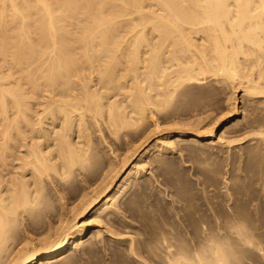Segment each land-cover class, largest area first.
Returning <instances> with one entry per match:
<instances>
[{
    "label": "bare ground",
    "instance_id": "1",
    "mask_svg": "<svg viewBox=\"0 0 264 264\" xmlns=\"http://www.w3.org/2000/svg\"><path fill=\"white\" fill-rule=\"evenodd\" d=\"M221 87L231 90L227 115L211 116L203 125L200 113L197 124L192 119L185 129L176 121L174 135L167 132L173 130L168 126L163 130L166 136H160L161 131L156 138L152 130L147 133L150 119L155 120L152 126H162L156 114L165 113L191 89L215 93ZM238 91L242 101L251 102L254 117L251 132L232 138L246 116L228 121L239 113ZM219 126L223 130L215 141ZM92 127L114 139L133 135L141 141L131 142L134 147L128 144L134 150L118 164L110 155L104 184L99 189L93 186L97 191L78 204L73 217L67 215L61 203L65 196L53 183L52 196L60 204L48 217L50 222L47 219V234L38 241L24 235L26 230L22 235L26 218L32 229L44 211L56 206L48 199L53 186L47 188L46 181L65 182L80 172L87 177L89 171L83 172L95 164ZM150 134H156L153 140ZM209 139L225 146L250 139L264 152V0H0V168L13 167L9 180L3 169L0 175V264H53L67 258L72 249L89 241L90 231L82 220L102 223L106 221L102 218H113L126 186L146 168L145 158L183 141L203 144ZM87 183L83 185L91 184ZM163 228L145 249L149 262L139 259V236L129 237L127 249L133 258L141 264H184L188 256L198 255L207 236L219 232L202 225L197 228L199 237L194 231L198 239L190 242L192 237L184 236L186 240ZM100 231L97 228L90 236Z\"/></svg>",
    "mask_w": 264,
    "mask_h": 264
},
{
    "label": "rangeland",
    "instance_id": "2",
    "mask_svg": "<svg viewBox=\"0 0 264 264\" xmlns=\"http://www.w3.org/2000/svg\"><path fill=\"white\" fill-rule=\"evenodd\" d=\"M207 90L209 91L210 89L204 88L202 90L200 88L198 89L193 88L191 89V92H189V94H185L184 97L181 96L180 98H178L177 99L178 101L176 100L175 101L176 103L174 102L171 108L165 111V113L163 112L160 114H156L158 120H161L159 121V123L162 126H157L156 124L152 126V122L155 123V120L154 118H152L153 120L150 119L151 122L148 123V127H150V129L148 128L149 130L147 133H151L152 130V133H156V134L161 131L160 132L161 134L158 133L160 136L161 135L166 136L165 133L167 132H171L170 135H174L178 130V127H176L177 125L180 127L181 124V127H184L183 129H185L187 127L185 124H189V122L192 119L193 122H195V120H197V117H200L201 114H203L201 115V120L203 119L202 120L203 125L208 121V119L211 118V116L218 117V116H222L224 113H225L224 115H227L229 110L228 109L229 105L227 103L231 101L228 100L231 90L225 87L223 88L221 87V89L218 88V91H216L215 93L214 91L213 93L207 92ZM203 91L204 93L205 92L207 93L204 94L202 93ZM241 95L242 92L238 91L237 96L239 100L236 102L237 104L236 106L238 107L237 109H239L238 111L239 113H237L236 116L229 118L228 121H234L238 118H243L244 114L246 115L245 116L246 121L244 120V122H241L240 125L241 130L236 133H232L233 135V136L231 135L232 138L243 137V135H246V132L249 133V131L251 132L250 129H252L250 125L252 124L251 119L254 117V114L253 115L251 114L252 112H254L252 109L253 106H250L252 104L248 100L242 101V99H240ZM207 104L210 106H208ZM245 108L247 110H245ZM202 109L206 110L205 111L206 113L200 112ZM211 109L212 111H214V113L211 111ZM176 121L178 122L177 125H176L177 123ZM180 121L181 123L179 124ZM172 122L174 123L176 122V123L175 126L173 123L171 127L170 124H172ZM195 123L197 124V122ZM156 126L157 128H155ZM167 126L172 128L173 130L171 131L170 129L169 131H167V129L169 128L167 129L165 128L167 132H164L165 131L164 127ZM198 126L200 127V123L196 125L197 128ZM160 127L162 128V130H159L161 129ZM242 128L244 131L242 130ZM92 129L91 130L93 131V135L91 136L92 138L91 147L92 149L94 148V150H96L95 151L96 153L94 154L92 159H93V163L95 164L89 167L88 168L89 170L87 169V171L83 172L86 174L89 171L88 172L89 176L88 174H86L87 177H85V179L86 178L87 179L85 180L84 179L85 175L83 174L81 176V172H80L77 173L76 176L72 177L71 179L69 178L65 180V182L64 180L59 181L56 178H55L56 180L53 178V181L50 179L52 181V184H48L49 182L51 183V181L49 182L46 181L47 188L50 185L53 186L54 184L56 188L59 186L57 189L61 190L63 192L62 194H64L63 196H65L64 198L65 200L64 199L61 200L63 201L61 203L64 205V209H66L65 211L67 212V215L70 217L71 216L73 217L74 211L76 213V209L77 210L79 209L80 206H78V204L80 205L84 204L85 201L88 199V196L91 194V192L94 194L95 188L99 189L101 185L104 184L102 179L105 173L109 170L108 163H109L110 155L113 153L111 157H113V159L118 164V162L120 163L121 162L120 160H123L124 157H126L127 155L130 156L132 150H134V148L132 149L128 148L130 147L129 145H133V147L136 145V144H132L131 142L134 143V141H136L138 145L141 141L139 138V142H138V136H133V135H131V138L133 137V140L131 138L128 139V137L130 136H127V138L124 137V139L120 138L122 139V141H120V139L112 138L110 135H108V133L106 135L107 131L105 130L104 133V132H100L95 127H92ZM221 129L222 126H219V129L217 128L215 134L216 135L215 141L218 140L219 138L218 135H220L221 131L223 130ZM97 131L99 132L97 133ZM101 133H103V135L105 134L104 141L102 138L103 135ZM156 134H153V136L150 134L152 136V138L150 139L153 140L154 135ZM158 134L155 136V138L159 136ZM249 140H245L242 143H235L234 145H230V146L226 145L227 147L225 145H221L217 143L214 144L215 142L211 143L212 142L211 139L203 141V144H190L187 142L186 144L184 143L185 141H183L181 144L180 143L175 144L176 148L174 147V149L172 150H168L158 155L153 154L154 156L152 155L149 158H145V163L148 162V164H145L146 168L142 170L143 172L142 171L139 172L138 174L139 176L135 177L130 181V183H128L129 185L126 186L125 188L126 191L125 190L123 191L122 193L123 196L121 194L120 196L121 198L119 197L118 200L119 203L117 202L118 203L117 205H119L121 202V205H119L120 207L118 206L119 207L118 211L112 214L113 216L110 215L111 217H113L110 219L112 220L115 219V220L110 221V219L105 217L104 219L102 218V220H106V221L108 220L109 223L108 221L107 222L101 221L102 223H98L97 221L93 220L94 222L89 221L91 222L90 224L89 222H87L88 220H91L90 218L86 219L87 223H85V221L83 222L82 220L81 222L82 225L86 224L87 231H90L89 236L86 237L87 241L88 240L89 241L88 242L84 241V243L85 242L86 243L85 244L83 243L82 244L83 246L80 244L74 250L72 249L71 253L67 257L68 259L63 258V259H59V261L58 260L56 261L58 262V264H134L133 260L135 257L133 258L129 249H127L129 248L127 247L129 246V239L131 238L130 240H132V237H136L137 235L139 236L136 237V239L139 238L137 239L138 240L137 245L139 246L136 247H137V251L139 250V253H141L140 256H142V257L139 256L140 257L139 259H141V261H145L149 256V253L146 251L148 250L146 249V247L149 248L152 241H154L152 238L153 237L155 238L156 236L155 233L158 234L157 231L158 230L161 231L159 227L163 228L166 226L165 227L166 229L168 228L172 229L173 233L178 237L184 238L185 236L187 239H190L192 237L190 240L184 238L187 241L191 242L192 240L198 239L200 230H197V228L200 229L202 225H205V227L207 228L211 227L212 229L211 228L210 229L213 230L214 232L218 229L219 232L216 231L218 236H226L228 234L230 235L229 233L230 223L234 224L235 221L237 220L236 221L237 223L243 222L246 223V225H249L248 228L252 230L251 232L252 238L256 239L254 241L255 248H241L239 247L240 246L239 242L235 241V239L233 238V242L239 245L237 246L236 244V246L239 247L238 251H240L239 253L240 264H264V172H263L264 152L261 153L259 149H255V145H254L255 143L253 142L254 140L252 141ZM93 144L96 145V147ZM109 144L112 146H110ZM252 144L254 145V147ZM111 147L112 149H110ZM114 147L115 149H117L118 147L115 153L113 151ZM249 149H251L252 151ZM0 166H1V162H0ZM11 166L12 165L9 164V166L8 167L6 166L5 169L2 167L0 168L1 171L0 175L2 174V169H3L4 174L2 175L3 176L5 175V179L7 180L11 178L10 174L12 173L10 172L13 171V167ZM8 168H10V170H8ZM6 169L8 170V172L5 171ZM103 170H105V172ZM8 174L9 176H7ZM79 174H80V178H82L81 180L79 178ZM77 179L78 181L79 180L80 181L78 182ZM57 180L58 183L55 182ZM84 182L85 185L86 183L87 185L91 183L89 184L91 186L88 185L90 189L89 188L87 189L88 186L86 187L85 185H83ZM77 183H79L78 184L79 187H77ZM65 185L68 186L66 187ZM54 186L52 188L49 187L52 189V190L50 189L51 193L49 192L50 190L47 189L48 192L50 193V194L48 193L49 194L48 199L50 198L52 199L49 200L50 203L51 202L53 203V204L51 203L53 207L56 205L53 208L54 210L53 209L51 211L47 210L46 212L49 214H44L46 213L44 211V213H42L43 217L42 216H41L42 218L40 217V219L43 220L42 221L39 220L38 222L39 225L35 222L34 223L35 226L33 225L34 227L32 226L33 227L32 229H31L32 223H30L29 218H26V222L24 220L23 223L24 226H22L24 227L23 228L24 230L21 233L22 235L25 230H26L25 232H28V228L30 229L29 233L25 234L24 232V235L31 234L30 236L34 241H38L39 239H42L47 234L48 232L47 223H49L53 215L58 212L57 210H59L58 208L60 204V202H58V200L55 198L56 195L54 197L52 196L54 195L53 192L54 191L53 188H55ZM93 186H95V188ZM82 191L83 193L86 192L87 193L85 195L81 194ZM80 195H84L85 198L86 197L87 198L86 199L82 198L84 196L81 197ZM80 198H82L83 200L82 199L80 200ZM56 202H58V204ZM75 204L77 205L76 206L77 208H74ZM70 206L71 207L73 206L72 207L73 211L70 209ZM56 207L57 209H55ZM68 208L69 210H71L70 212L72 213L68 211ZM69 213L72 215H70ZM238 213L241 215L240 219ZM44 217L46 218L44 219ZM47 219L49 220V222ZM114 221L115 223L113 225ZM40 222L41 223L43 222L44 224L43 223L41 224ZM154 222L156 224H153ZM162 224L163 227H161ZM25 225L30 227H27ZM45 225H47V227ZM51 225H53L52 221H51ZM131 225L133 226V229ZM196 225L198 227H196ZM200 225L201 227H199ZM126 226L127 227L131 226V227L127 228ZM35 227L38 228L39 230L41 229L40 230L41 232L37 234L38 229H36ZM97 228L101 231L97 235L94 234L93 237H91L90 235ZM134 228H136L138 232ZM35 230H36V234H35L36 236L35 235L32 236V233H34ZM194 231L197 233L198 237L196 236V233ZM255 231L257 236L255 234ZM192 232H194L195 235ZM42 233H44V235ZM191 233L193 235H191ZM51 234L54 235L55 233L54 234L51 233ZM119 237L121 238V240ZM99 240L102 241V244H100L101 242ZM146 242L147 244H145ZM144 255L147 256L144 257ZM149 259L150 258H148L147 260L148 262ZM136 260L137 259L135 258V261ZM137 261L138 264L139 263L141 264L139 260ZM57 262H54L53 264L55 263L57 264Z\"/></svg>",
    "mask_w": 264,
    "mask_h": 264
},
{
    "label": "clouds",
    "instance_id": "3",
    "mask_svg": "<svg viewBox=\"0 0 264 264\" xmlns=\"http://www.w3.org/2000/svg\"><path fill=\"white\" fill-rule=\"evenodd\" d=\"M230 235L207 236L200 247L197 256H188L184 264H240L239 252L236 244L241 248H255L251 230L246 223H238L229 229Z\"/></svg>",
    "mask_w": 264,
    "mask_h": 264
},
{
    "label": "snow or ice",
    "instance_id": "4",
    "mask_svg": "<svg viewBox=\"0 0 264 264\" xmlns=\"http://www.w3.org/2000/svg\"><path fill=\"white\" fill-rule=\"evenodd\" d=\"M134 264H138V262H137V261H135V258H134Z\"/></svg>",
    "mask_w": 264,
    "mask_h": 264
}]
</instances>
